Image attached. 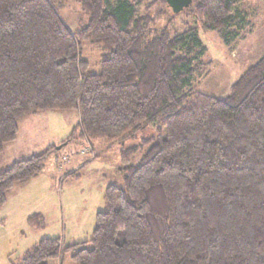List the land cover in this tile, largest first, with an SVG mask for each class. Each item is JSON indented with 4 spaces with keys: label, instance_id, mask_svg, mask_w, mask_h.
<instances>
[{
    "label": "trees",
    "instance_id": "trees-1",
    "mask_svg": "<svg viewBox=\"0 0 264 264\" xmlns=\"http://www.w3.org/2000/svg\"><path fill=\"white\" fill-rule=\"evenodd\" d=\"M75 1L88 18L77 32L60 1L0 0V154L27 115H79L66 142L0 168V206L70 142L156 133L121 148L123 185L105 188L107 209L89 240L43 238L19 264H50L66 252L75 264H264V56L218 98L194 86L205 53L197 26L154 32L157 17L140 15L139 0ZM243 1L189 7L228 42L240 36ZM85 41L102 50L97 71L82 55ZM29 223L46 225L39 213Z\"/></svg>",
    "mask_w": 264,
    "mask_h": 264
},
{
    "label": "rangeland",
    "instance_id": "rangeland-1",
    "mask_svg": "<svg viewBox=\"0 0 264 264\" xmlns=\"http://www.w3.org/2000/svg\"><path fill=\"white\" fill-rule=\"evenodd\" d=\"M57 1L62 2L61 15L73 31L86 24L88 18L77 1ZM137 6L140 15L157 17L154 32L168 24L175 33L192 26L199 28L205 53L200 58L201 74L194 86L208 95L228 96L246 68L264 56V0H244L238 4L237 9L242 12L241 16H236L244 23L239 27L240 36L228 42L221 32L206 30L194 15L193 7L173 17L171 9H165L160 0H139ZM101 54L99 47L88 41L82 43V55L89 62V70L97 71ZM78 121L75 110L41 111L20 119L18 137L7 142L0 154V168L43 151L51 144H63ZM155 133L150 127L121 143L97 140L96 145L89 141L79 145L78 142H67L69 144L48 159L39 178L16 183L7 192V202L0 206V264L19 263V255L44 237H61L65 245L89 240L97 211L107 209L105 187L123 185L119 171L121 148L138 145ZM78 154L82 161H78ZM142 154L134 157L133 162H137ZM88 160L94 161L81 168ZM39 212L46 216V227L35 231L29 226V215ZM63 257L64 264H75L70 252L53 259L50 264L55 261L59 264Z\"/></svg>",
    "mask_w": 264,
    "mask_h": 264
},
{
    "label": "crops",
    "instance_id": "crops-1",
    "mask_svg": "<svg viewBox=\"0 0 264 264\" xmlns=\"http://www.w3.org/2000/svg\"><path fill=\"white\" fill-rule=\"evenodd\" d=\"M47 111H51V110H47ZM52 111H61V110H52ZM63 111H65V110H63ZM40 112H41V111H40ZM45 112H46V111H45ZM74 126H75V125H74ZM74 126H73V127H74ZM72 129H73V128H72ZM71 132H72V131H71ZM18 133H19V132H18ZM96 143H97L96 141L93 142V145H96ZM51 145H55V144H51ZM82 146H83V145H82ZM89 146H90V144H89ZM90 147H91V146H90ZM86 153H87V152H86ZM94 160H95V159H94ZM94 160H88V161L86 162L85 165L82 164L80 167H81V168H82V167H88V166H90V165H88L89 162L92 163ZM78 161H82V160L80 159V157H79V154H78ZM80 167H79V168H80ZM119 167H120V166H119ZM79 170H80V169H79ZM79 170H78V171H79ZM43 172H44V171H42L41 173H43ZM41 173H40V174H41ZM40 174L37 175V176H35V177H33V178H31V179H29V180H27V181H25V182H21V183H27V182H30L31 180L35 179V178L37 179V178H39V176H41ZM77 174L79 175V173H77ZM57 178H58V177H57ZM58 180H59V178H58ZM105 188H106V187H105ZM6 202H7V201H6ZM97 212H98V211H97ZM39 214H41V215L44 216V218H45V222H46V216H45L44 214L40 213V212H39ZM29 217H30V215H29ZM29 226H30L33 230H35V231H37V230H41V229H44V228L46 227V225H44L43 227H33L32 225H30V223H29ZM44 238H46V237H44ZM42 239H43V238H42ZM40 240H41V239H40ZM40 240H39V241H40ZM39 241H38V242H39ZM38 242H36V243H38ZM80 242H82V241H80ZM36 243H35V244H36ZM74 243H78V241H77V242H73L72 244H74ZM35 244H33L32 246H30L27 250H25L24 252H22V254L19 255V257L21 256V257H20V260H19V263H20V261H21L23 255H24L29 249H31ZM55 259H57V258H55ZM55 259H54V260H55ZM52 260H53V259H52ZM52 260H51V261H52ZM71 260H72V258H71ZM64 262H65V257H63L62 261H60L59 264H64ZM19 263H17V264H19ZM54 264H58L57 261H55Z\"/></svg>",
    "mask_w": 264,
    "mask_h": 264
},
{
    "label": "water",
    "instance_id": "water-1",
    "mask_svg": "<svg viewBox=\"0 0 264 264\" xmlns=\"http://www.w3.org/2000/svg\"><path fill=\"white\" fill-rule=\"evenodd\" d=\"M169 8L176 14L181 13L188 8L193 0H166Z\"/></svg>",
    "mask_w": 264,
    "mask_h": 264
},
{
    "label": "bare ground",
    "instance_id": "bare-ground-1",
    "mask_svg": "<svg viewBox=\"0 0 264 264\" xmlns=\"http://www.w3.org/2000/svg\"><path fill=\"white\" fill-rule=\"evenodd\" d=\"M77 32V31H76Z\"/></svg>",
    "mask_w": 264,
    "mask_h": 264
}]
</instances>
